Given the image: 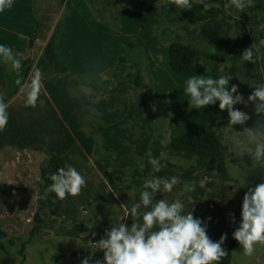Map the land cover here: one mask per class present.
Segmentation results:
<instances>
[{
	"label": "crops",
	"instance_id": "1",
	"mask_svg": "<svg viewBox=\"0 0 264 264\" xmlns=\"http://www.w3.org/2000/svg\"><path fill=\"white\" fill-rule=\"evenodd\" d=\"M118 4L122 9L121 15L124 16L125 24L128 22L134 29L132 33H125V24L115 27L100 20L97 6L92 0H14L11 9L0 13V44L13 49L22 67L28 61L32 62L31 70L28 76H25L22 67L18 72L13 71L10 65L0 59V95L6 97L9 113L7 127L0 131V185L15 188L9 198L0 199V223L10 219V224H17L20 218L26 217L34 230L35 223L38 224L35 220L36 214L40 215L42 221L53 220L62 215L72 224L78 217L83 218L94 213L114 217L118 223L123 218V210L119 206L126 203L131 207L134 202H138L143 182L151 176H176L178 184L174 186L172 193L161 191L156 194V199L163 198L169 202L180 199L184 204L185 213L203 207L201 218L205 223L209 213L208 204L213 200L225 203L228 201V195L235 194L236 191L233 192L231 187L226 186L228 182L220 181L212 172L214 159L179 153L171 154L173 157L170 158L177 159L176 162H168L167 158H162L163 155H156L155 158L165 165L160 172H153L151 164L147 161L132 170L131 163L121 159L124 155L115 154L123 152L117 148L119 146L94 143L92 136L99 134H91L88 122H108L120 115L109 96L113 95L118 81L123 82L119 86L118 95L125 94V87L131 89L130 86H133V99L145 101L146 96L140 92L147 88L137 87L133 80L126 79L127 75L133 71L142 72L143 81L151 87L158 85L159 73L163 71L173 78L171 72L174 71L170 67L168 46L177 37L186 42L193 40L195 30L190 26H195L194 24L208 16L197 7L184 10L181 15L177 14L176 7L168 4L164 6L163 0H118ZM35 7L42 23L37 35ZM99 26L101 30L98 29ZM99 31H102V36L106 35L111 40L122 41V54H116L115 50L84 51L76 47L65 49L51 45L54 37L59 41H80L83 33L87 35L88 40L97 39L100 36ZM134 36L136 43L131 42ZM200 37L195 61L198 71H203L204 76H211L212 71L218 72L217 76L226 75L225 64L219 66L216 63V66H211L210 60L204 57V53L209 54L204 45L208 39L203 34H200ZM261 39H264V26L258 31L248 29L243 34L240 53L250 45L255 51ZM208 43L211 44L210 41ZM130 45H133L131 49L136 45L137 54L135 51L131 54ZM130 54L133 57H129ZM259 54L264 57V46H261ZM104 56H109L112 64L99 65L98 60L103 63ZM36 57L38 61L33 64ZM121 58L124 61L120 62ZM116 63V70H119L117 76L109 74ZM245 64L236 66H246L254 69L257 76L260 75L259 62ZM36 69L42 73L41 92L36 107L32 108L25 106L21 86L31 83ZM150 75L155 78H150ZM183 75L191 77L200 74L196 72ZM213 78L216 79V75ZM17 80L20 84H17ZM179 88L185 86L180 87V82H176L178 92ZM15 89H18V93L11 97ZM234 108L248 113L252 118L245 125L230 126L227 111H221L217 102L205 109H194L199 114V119L210 121V116L214 114L215 121H210L205 126L193 124V130L190 131L215 130L222 143V159L227 163L228 170L235 168V178L243 180L246 175L247 181L250 177L248 170L252 169L251 158L247 153H233L232 146L253 136L254 133L246 129L253 128L257 117L251 104L248 107L237 104ZM122 127L124 129V126ZM250 146L254 147V143ZM52 156L62 158L86 178V185L80 195L59 200L55 193L41 188V167ZM169 163L176 168L171 167ZM205 176L210 180L201 188L199 181ZM194 182L195 189L181 195L184 185ZM221 220L219 233H211V236L208 234L213 241L216 236H221V230L226 228L225 218ZM124 223L130 226L131 218H127ZM110 228L111 226L105 230ZM105 230L97 231L93 237L100 239ZM79 237L85 238L82 235ZM75 255L79 256L80 253ZM253 264H264V256L257 257Z\"/></svg>",
	"mask_w": 264,
	"mask_h": 264
},
{
	"label": "rangeland",
	"instance_id": "2",
	"mask_svg": "<svg viewBox=\"0 0 264 264\" xmlns=\"http://www.w3.org/2000/svg\"><path fill=\"white\" fill-rule=\"evenodd\" d=\"M227 2L228 0H205V3L212 6H221L226 13V17L206 14L208 16L205 20L197 22V24H194L195 26L190 27L194 30L196 28L199 34H203V36L208 39V42H211V44L208 42L204 44L206 47L205 50L213 56V61H209L210 65L212 66L215 64L214 66H216V63H218L220 66L225 64L227 67L225 71L226 76L233 77L230 81V86L236 85L239 94H242L244 99L247 100V97L254 91V88L251 86L257 83H264V57L259 53L257 54L256 61L259 62L261 71L259 76L253 71L254 69L247 68L246 66L241 68L236 66V64L240 65L241 63L242 65H246L245 62H242L240 57L242 54L240 50L242 49L243 34L246 33L248 29L258 31L261 26H264V0H253V6L247 8L245 12H239L235 8L226 9L224 5ZM166 4H168V0L164 1V6ZM116 5L118 8L115 9L111 6L104 9L96 8V10L99 13L100 20L115 27H122V25L124 26L125 24V19L124 16L121 15L122 9L120 4L116 3ZM196 5H198L197 8L201 10L199 7L200 5ZM170 6L175 7L174 5ZM175 12L181 15L184 10L177 9ZM114 14L117 16L115 19L116 21L111 22L110 20H112ZM109 16L110 18H108ZM39 22L41 23L40 20ZM256 22L257 24L254 25ZM41 28L42 23L40 24V29ZM100 28L101 26L98 27V29ZM133 31V27L126 22L125 33H132ZM101 32L102 31H99L100 36L93 40L86 39L87 35H85V33H83V37L80 41H78V39L77 41L75 39L70 41L62 39L59 41L57 37H54L51 45L53 47L65 49L68 47H76L84 51L87 49L115 50L114 52L116 54H122L124 51L122 41L111 40L107 38L106 35L102 36ZM57 33H59V30ZM132 38L131 42L136 43L135 36ZM32 41L34 42V40ZM136 48V45L133 49L130 48L131 54L134 51L137 54ZM131 54L129 57H133ZM37 58L38 57L35 58L33 64L37 63ZM102 59L103 63L98 60L99 65L112 64L109 56H104ZM116 68L117 63L115 67L110 70L109 74L117 76L119 70H116ZM132 73H139L141 78H143L144 73L142 72L133 71ZM171 73L174 75L173 78L166 71L159 73L160 81H157V86L154 84L155 87L141 90L140 93H144L146 96L145 101L143 99L140 101L138 99H133L131 92L134 90L133 86H130L132 87L131 89L125 87V94L118 95L119 86L123 83L122 81H118L113 95L109 96H111L110 99L112 103L114 102L113 105L120 115L108 122L101 120L88 122V125L91 127L89 128L91 134L95 132L99 134L92 136L94 143L119 146L117 148L123 152H116L115 154L124 155L121 159L129 161L132 170L137 169L139 164H142L143 161H147L148 164H150V157L155 158L156 155H163L162 158H167L166 160H168V162H176L177 159L170 157H173L171 154H179V152L167 149V144L170 142L171 138L183 132H191L190 130H193V124L205 126L208 122L215 121L213 117L214 114L210 116V121H208V119H199V114L196 113L194 108L188 107L189 95L185 91L186 84H184V82L190 78V75L177 74L175 72ZM210 75L212 78L215 75L216 78H219V76H217L218 72L214 73V71H212ZM150 78L155 77L150 75ZM176 82H180V87L185 86V88H179L178 92V89H176ZM101 90L103 89L101 88ZM105 94L108 95L107 92ZM122 126H124V129ZM106 129L109 130L107 131ZM163 151L166 152L163 154ZM169 165L171 166L170 163ZM184 170H186V168H184ZM249 171L250 169L248 172ZM212 172L216 174L213 169ZM229 173L234 175L233 178H235V168H229ZM248 174H250V172ZM244 178L242 179L245 180L247 187H251V182H249V180L246 181V175H244ZM242 185L243 180L240 179L236 183L228 182L226 186L231 187L233 192L236 191L235 194L232 193L228 195V201L225 203L213 200L207 207L209 213L206 219L211 217V220L209 221L207 219L206 223L208 228L207 234L210 236L212 235L211 233L217 235L220 231L219 225L222 221L221 219L225 218L226 220V228L224 227L223 230H221V235L227 234V239L223 245L225 250L230 243L233 231L239 226L241 220L243 199L241 191L247 189V187H241ZM202 208L203 207L193 211L195 218H200L202 220ZM229 213L235 214L236 224L230 222ZM66 220V217L58 215L53 220H44L41 225L35 223L34 230V227L27 222L26 217L20 218L17 224H10V219L4 220L0 223V232L3 233V236L0 237V243L5 247L4 250H0V264H81V260L90 254L93 256V260L90 264H94L97 259L102 260L103 251L91 249L88 241L90 239L93 242L98 241L99 239L94 238L93 234L96 235L97 231L100 232L109 228L112 226L111 223L115 224L116 221L114 217L94 213L86 215L83 218L80 216L75 219L72 224H69ZM80 235L85 238L79 239ZM209 238L212 240L211 237ZM215 238L214 242L220 239V235ZM12 241L13 243H11ZM24 244L25 250L22 254L21 252ZM76 253H80V255L76 256ZM262 256H264V245L258 244L253 256L247 257L243 255V250L238 243L233 251L231 264H253L257 257Z\"/></svg>",
	"mask_w": 264,
	"mask_h": 264
},
{
	"label": "clouds",
	"instance_id": "3",
	"mask_svg": "<svg viewBox=\"0 0 264 264\" xmlns=\"http://www.w3.org/2000/svg\"><path fill=\"white\" fill-rule=\"evenodd\" d=\"M168 3L178 10H191L194 4L203 5L205 10L212 6L205 3V0H168ZM13 6L14 0H0V13ZM224 6L226 9L235 8L239 12H245L253 6V0H228ZM261 46H264V39L259 41L255 51L252 45L244 49L240 55L242 62L256 63ZM0 59L10 65L13 71L18 72L22 67L13 49L3 44H0ZM41 77L42 73L36 69L31 83L21 86L25 106L36 107L41 92ZM232 78L226 75L216 79L207 75L191 76L185 82V91L189 95L188 107L198 111L215 105L218 101L219 109L227 111L228 125L232 126L245 125L252 118L248 113L234 108V105H253L257 119L253 128L246 131L254 134L247 140L234 143L232 152L247 153L251 158L252 168L264 166V83L251 86L254 91L245 100L236 85L230 86ZM16 82L20 84L19 80ZM3 97L0 95V131L5 130L9 120L8 102H4ZM253 143L254 147H251ZM149 163L156 173L165 167L154 157H150ZM49 179L52 183L47 191L55 193L59 200L80 195L86 185V178L71 164L57 168L49 174ZM209 180L205 176L199 181V186L204 188ZM177 184L176 176H151L146 179L139 201L134 202L131 207L122 203L119 207L123 210V218L118 223H111V228L98 241H88L91 249L103 251V259L95 260L94 264H220L228 255L223 247L227 234H222L214 242L207 234V224L194 217L193 209L185 213L180 199L172 202L163 198L156 199V194L161 191L172 193ZM241 187H247L244 179ZM194 189L195 182L185 184L181 195ZM127 218H131L130 226L124 223ZM207 219L210 221L211 217ZM229 219L232 224H236L234 213H229ZM232 237L247 257L253 256L258 244L264 245V180L255 187H247L242 199L241 220ZM92 260L93 256L90 254L81 260V264H90Z\"/></svg>",
	"mask_w": 264,
	"mask_h": 264
},
{
	"label": "trees",
	"instance_id": "4",
	"mask_svg": "<svg viewBox=\"0 0 264 264\" xmlns=\"http://www.w3.org/2000/svg\"><path fill=\"white\" fill-rule=\"evenodd\" d=\"M94 5L97 6L99 9L109 8L113 6V9L118 8L116 3L118 0H92ZM165 1V0H163ZM168 5H170L168 3ZM193 7H198V5L194 4ZM201 10L205 14L211 15H219L222 17H226V13L223 11L221 6H211L207 10L203 8L202 5L199 6ZM35 15H36V35L40 30V22L38 16L37 7L34 8ZM111 11V10H110ZM111 16V14H110ZM110 16L108 18H110ZM105 17V16H104ZM117 16L114 14V17L111 22H115ZM257 24L254 23V25ZM200 34L199 31L195 28V35L193 40L190 42L184 41L181 37H177L176 40L168 46L169 52V59H170V67L171 69L178 74H194L198 72L200 75H203L204 72L197 69L195 65L196 57H197V47L200 41ZM133 45H130L132 48ZM204 57L210 61H213V56L204 53ZM124 61L123 58L120 59V62ZM32 62L28 61L27 64L22 67L24 70V75L28 76L31 70ZM127 78L133 80L137 87H144L150 89L151 86L146 84L143 79L141 78L139 73H129ZM153 92V91H152ZM18 93V89H15L13 93L10 95L13 97ZM167 149L179 152V153H190L197 158L203 159H214L215 164L213 167V171L216 173L217 178L220 181L229 182V183H236L238 180L233 178L229 173L227 163L222 159V143L221 140L216 133L215 130H202V131H194V132H183L180 135L171 138L170 142L167 144ZM66 165V162L57 156L50 157L44 165L41 167V188L48 189L50 184L52 183L49 179V174L55 172L57 168L63 167ZM171 166L175 169L176 167L171 164ZM249 182H251V187H255L256 184L260 183L264 180V166H257L256 168H252L250 170V177ZM15 191V188L9 187L7 185H0V199L6 200L9 198L12 193ZM246 190H242L241 194L244 196ZM35 220L38 224H42L43 221L40 215H35ZM33 234V232H32ZM3 236V233L0 232V237ZM13 243V241L11 242ZM238 242L233 239L230 240V243L226 249L228 255L223 258L220 264H231L233 258V251L237 247ZM5 247L3 244L0 243V250H4ZM25 250V244L22 247V254Z\"/></svg>",
	"mask_w": 264,
	"mask_h": 264
},
{
	"label": "water",
	"instance_id": "5",
	"mask_svg": "<svg viewBox=\"0 0 264 264\" xmlns=\"http://www.w3.org/2000/svg\"><path fill=\"white\" fill-rule=\"evenodd\" d=\"M3 99H4V102H6V101H7L6 97H3Z\"/></svg>",
	"mask_w": 264,
	"mask_h": 264
}]
</instances>
